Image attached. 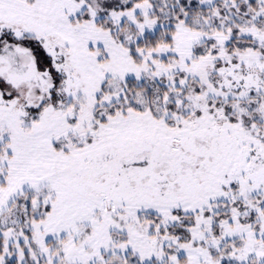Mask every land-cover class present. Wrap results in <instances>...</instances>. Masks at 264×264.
Returning a JSON list of instances; mask_svg holds the SVG:
<instances>
[{
  "label": "snow or ice",
  "instance_id": "obj_1",
  "mask_svg": "<svg viewBox=\"0 0 264 264\" xmlns=\"http://www.w3.org/2000/svg\"><path fill=\"white\" fill-rule=\"evenodd\" d=\"M0 264H264V0H0Z\"/></svg>",
  "mask_w": 264,
  "mask_h": 264
}]
</instances>
